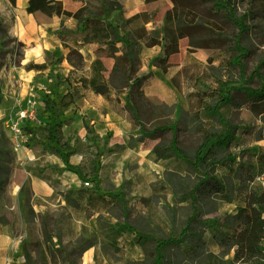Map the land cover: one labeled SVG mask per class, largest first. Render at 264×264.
<instances>
[{"label":"rangeland","instance_id":"374dc122","mask_svg":"<svg viewBox=\"0 0 264 264\" xmlns=\"http://www.w3.org/2000/svg\"><path fill=\"white\" fill-rule=\"evenodd\" d=\"M250 1L236 2L238 15L253 9ZM216 2L194 0L181 6L180 13L184 16L190 11L209 25L219 26L231 39V23L221 12L210 10ZM12 4L13 0H0V222L9 224L23 264H153L150 239L169 238L179 239L191 251L181 254L178 264H230L233 249L222 246L220 238L237 212L240 192L254 186L264 191V172L259 173L256 164V154L264 146V102L238 90L215 111L216 98L201 93L219 86L259 88L264 82V19L260 14L246 21L250 28L242 44L248 54L241 66L232 62L236 51L231 61L223 59L230 40L218 49L208 47L203 39L209 34L202 31L179 40V51L170 56L171 66L165 73L156 62L162 44L147 47L135 41L124 45L105 24L95 25L94 56L104 63L116 93L106 98L75 82L91 73L87 48L84 51L81 46L79 54L73 55L76 68L67 60L72 84L66 80L70 71L65 75L47 56L45 71L34 77L38 111L31 126V121L23 122L17 139L5 126L16 114L14 108L5 109V96L10 88L18 87L21 74L31 70L21 62L24 47L10 34ZM119 5L120 12H112L109 19L120 25L121 33L145 27L149 36L161 39L170 0H119ZM86 6L93 14L101 12L99 0L87 1ZM141 12L154 23H144ZM125 51L132 60L130 79L125 75ZM256 70L260 76L252 78ZM135 78L139 81L134 82ZM90 92L100 95L104 106L94 105L96 115L95 111L82 115L79 123L84 134L80 136L64 114L90 101ZM127 93L138 119L132 116ZM97 129L105 132L100 136ZM19 145L26 147L32 161L19 159ZM209 148L208 158L196 164L197 156L203 157ZM77 156L79 162L74 163ZM46 170L53 178L75 179V186L69 191L61 184L53 197L34 196L30 174L43 176ZM218 185L222 191L215 192ZM81 187L106 195L111 200L109 210L88 215L74 208L79 206L71 200ZM39 204L44 205L42 211L36 210ZM38 214L54 219V231H43ZM138 235L149 237L148 242L136 244ZM192 255L195 258L190 261L187 257ZM164 256L175 264L173 248L166 249Z\"/></svg>","mask_w":264,"mask_h":264},{"label":"trees","instance_id":"16d2710c","mask_svg":"<svg viewBox=\"0 0 264 264\" xmlns=\"http://www.w3.org/2000/svg\"><path fill=\"white\" fill-rule=\"evenodd\" d=\"M158 0H144L145 3H151ZM172 7L167 9L164 22L162 24L161 39H157L149 36L147 29L141 27L135 31H124L121 33L120 25L113 23L109 17L114 11L121 10L119 0H99L101 6L100 14H93L88 11L87 6H82L75 11H68L63 7L61 0H29L27 10L32 13H43L47 16L57 15L64 18H71L75 21V28L68 29L61 26V34L64 35L63 40L71 42L72 49L68 53L66 59L71 63L74 68L72 58L74 54H79L78 50L81 46L89 43H96L98 41L93 37L95 31V25L105 24V28L113 33L115 38L121 41L124 45H131L135 41H141L142 44L147 47L162 44L159 57L156 59L158 68L162 72H167V69L171 66L169 58L171 55L179 51V40L185 37L193 38L194 33L207 32L208 37H205L203 41L208 47L221 48L226 44V41L230 40V47L224 49L223 59L228 62L231 61V54L233 51L238 52V55L233 59V63L237 66L242 65V59L247 56L248 50L243 46L242 41L246 36L250 25L246 24L247 19L253 18L260 14V18L264 19V5L261 3L264 0H251L250 4L254 5L253 9H248L242 16L236 12L235 4L238 0H216L217 2L211 7V12L218 14L221 12L226 20L231 23L234 31L231 33V39H228L229 35H224L223 29L219 26H211L207 21L199 18L197 15H191L190 11H186L184 16L180 13V7L188 2L194 0H170ZM191 15V16H190ZM139 16L143 18L144 23L152 22L154 20L149 19L144 12L139 13ZM261 22V21H259ZM255 29H261L259 26H255ZM214 36V37H210ZM24 47V44L21 43ZM127 58V68L125 69V75L127 79H130L132 60L129 53L125 51L123 55ZM82 59V55L80 56ZM47 67V63L37 64L31 63L25 68L27 70H44ZM90 75H82L75 78L76 81L82 84L84 87L93 90L95 93L104 95L106 98L116 93L115 88L112 86L110 77L106 74V67L100 58H95L89 65ZM256 74L253 73L252 78L260 76L259 71L256 70ZM173 78V77H172ZM72 84L71 71L66 78ZM139 78H135L134 82H138ZM241 90L249 98L256 101L264 102V82L261 83L259 88L251 86L243 87L242 89L231 87L225 89V86H219L211 91L202 92L201 96H209L216 98V103L213 109L217 111L223 104L230 102L234 92ZM131 94L127 93V103L132 112L134 119H138L136 109L131 105ZM23 127V126H22ZM211 148L207 150L203 157L199 155L196 158V164L204 162L209 154ZM256 164L259 168V173L264 172V146L260 148V151L256 154ZM53 189V193L50 197L55 196L58 190L61 189V182L57 177L50 176V170H46V173L41 176ZM252 179V178H251ZM208 182V181H206ZM215 192L222 191V186H214ZM240 192V198L237 200V212L232 216L230 221L229 230L226 231L224 237L220 238V244L227 248L233 249V257L230 264H264V247L262 240L264 238V191H259L255 186L251 188H244ZM71 191L72 189H68ZM76 198L71 200L73 206H79L74 208H81L86 211L88 215L95 213L101 214L103 210H109L111 200L106 195L99 193L98 191L90 190L85 187L75 189ZM44 232H52L54 228L51 225L54 223V219L46 215L38 214ZM24 220L26 218L24 217ZM149 237L138 235L134 238L136 244H145L148 242ZM153 241V264H172L169 260H165L164 251L166 249L173 248L176 254V262L181 259V254H186L189 250L187 247L182 246V241L177 238L169 239H150ZM191 249V248H190ZM190 251V250H189ZM191 252V251H190ZM185 256V255H183ZM190 261L195 258L187 257ZM174 264V263H173ZM214 264V263H210ZM218 264V263H216Z\"/></svg>","mask_w":264,"mask_h":264},{"label":"crops","instance_id":"0c3cea01","mask_svg":"<svg viewBox=\"0 0 264 264\" xmlns=\"http://www.w3.org/2000/svg\"><path fill=\"white\" fill-rule=\"evenodd\" d=\"M61 1L63 7L68 11H75L82 6H86L87 1L91 2V0ZM28 2L29 0H13L12 22L10 25L11 36L24 44L21 56L23 67L31 63H47V56H51L56 62V64H53V66L59 67V69L66 75L67 72L70 71V65L68 64L66 57L72 49V45L70 41L63 40L62 37L64 35L61 34V26L68 29H74L75 21L71 18H64L57 15L47 16L43 13L29 12L27 10ZM95 46L96 43H89L82 46V50L86 51L87 48L90 51V55H86L88 58H91L90 61L95 59V54L93 52ZM44 71L45 69L31 70L29 72L24 71V73L21 74L22 78L18 87L10 88L9 93L5 96V109L10 111L14 108V110L16 109L17 111L19 106L22 105L26 98H28V95L31 94V92H35V88L33 87V85L36 84L34 82V77L38 74H42ZM46 80L49 79L46 78ZM46 80L44 81V79H42L43 83L46 82ZM88 97L90 98V101H84L81 104L80 109L76 111L72 108H69L64 114V118L70 121V126L72 125L74 128H76L80 136L84 134L83 125L80 126V123L82 124V115H92L94 111L96 115L97 110L94 105L96 104V106H104V100L100 95L95 96L92 92H90L88 93ZM91 100L94 102H91ZM97 115L100 116V118L103 117V114L100 112H97ZM30 121L31 122H28L29 126L33 124L32 122L34 120ZM97 121L98 120H96V122ZM96 126L98 127L97 123ZM97 131L101 136L105 132V129H97ZM16 138L18 139V137ZM22 149L25 151V153L22 157H20L19 153ZM16 150L19 159L22 160V162L25 159L32 161L31 156L27 153L26 147L19 145ZM78 162L79 159L77 156L74 159V163ZM56 177L60 180L61 184L70 188L75 186L72 183L76 184L75 179L70 181V179L64 175H57ZM41 182H44L47 187H44ZM30 188L34 196L41 199L50 197L53 193L52 187L38 174H30ZM36 208V210L42 211L44 205L39 204V207ZM0 264H23L22 258L17 252L16 243L14 242L10 233V226L4 222H0Z\"/></svg>","mask_w":264,"mask_h":264},{"label":"built area","instance_id":"2783aa9c","mask_svg":"<svg viewBox=\"0 0 264 264\" xmlns=\"http://www.w3.org/2000/svg\"><path fill=\"white\" fill-rule=\"evenodd\" d=\"M37 111L38 96L35 92H31L28 98L19 106L16 114L6 120L5 126L13 136L19 137L22 134L23 122L33 120Z\"/></svg>","mask_w":264,"mask_h":264},{"label":"bare ground","instance_id":"6f19581e","mask_svg":"<svg viewBox=\"0 0 264 264\" xmlns=\"http://www.w3.org/2000/svg\"><path fill=\"white\" fill-rule=\"evenodd\" d=\"M24 153H25V151H24L23 149L20 150V153H19L20 157H22V156L24 155ZM41 184H42L44 187H47V185H46L44 182H41Z\"/></svg>","mask_w":264,"mask_h":264}]
</instances>
